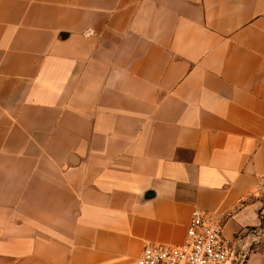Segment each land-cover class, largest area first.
I'll use <instances>...</instances> for the list:
<instances>
[{"label":"crops","instance_id":"0c3cea01","mask_svg":"<svg viewBox=\"0 0 264 264\" xmlns=\"http://www.w3.org/2000/svg\"><path fill=\"white\" fill-rule=\"evenodd\" d=\"M263 185L264 0H0V264H264Z\"/></svg>","mask_w":264,"mask_h":264},{"label":"built area","instance_id":"2783aa9c","mask_svg":"<svg viewBox=\"0 0 264 264\" xmlns=\"http://www.w3.org/2000/svg\"><path fill=\"white\" fill-rule=\"evenodd\" d=\"M256 197L264 199V185ZM222 229L215 216L195 210L182 246H146L134 264H246L245 256H236L234 241L225 238Z\"/></svg>","mask_w":264,"mask_h":264}]
</instances>
